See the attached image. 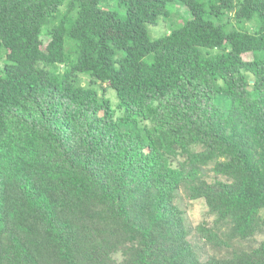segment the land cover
<instances>
[{
	"label": "trees",
	"instance_id": "1",
	"mask_svg": "<svg viewBox=\"0 0 264 264\" xmlns=\"http://www.w3.org/2000/svg\"><path fill=\"white\" fill-rule=\"evenodd\" d=\"M0 264H264V0H0Z\"/></svg>",
	"mask_w": 264,
	"mask_h": 264
},
{
	"label": "rangeland",
	"instance_id": "2",
	"mask_svg": "<svg viewBox=\"0 0 264 264\" xmlns=\"http://www.w3.org/2000/svg\"><path fill=\"white\" fill-rule=\"evenodd\" d=\"M162 31L165 32V29L163 28ZM106 91H107L106 92L107 97L111 98L114 104H117L118 99L116 98V91L110 88L108 85L106 87ZM205 210H206V207H205L204 202L202 201H197L193 205L191 204L188 205V211H187L188 216L189 218H191L194 227H197L202 221ZM208 240L210 244L214 245L215 240L213 238L210 237Z\"/></svg>",
	"mask_w": 264,
	"mask_h": 264
}]
</instances>
